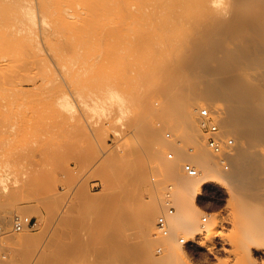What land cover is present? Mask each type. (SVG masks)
Masks as SVG:
<instances>
[{"label":"rangeland","instance_id":"rangeland-1","mask_svg":"<svg viewBox=\"0 0 264 264\" xmlns=\"http://www.w3.org/2000/svg\"><path fill=\"white\" fill-rule=\"evenodd\" d=\"M2 57L0 264H153L172 245L186 253L177 264H237L192 244L172 205L169 235L155 238V225L174 181L168 167L187 176L185 159L201 150L229 181L205 185L199 227L232 218L226 188L240 169L253 206L264 205V0H0ZM185 103L193 122L177 118ZM236 108L260 119L257 138L235 124ZM202 109L227 123L228 170L203 138ZM153 134L159 160L145 139ZM15 216L35 228L13 232Z\"/></svg>","mask_w":264,"mask_h":264},{"label":"bare ground","instance_id":"bare-ground-1","mask_svg":"<svg viewBox=\"0 0 264 264\" xmlns=\"http://www.w3.org/2000/svg\"><path fill=\"white\" fill-rule=\"evenodd\" d=\"M8 62V58H0V70L4 68ZM211 111L215 119H217L216 111ZM254 115L257 116L254 111L252 112L244 108H236L233 110L235 124L243 131L244 136L250 139L257 138L262 128L259 122L260 119L257 117V121ZM177 118L183 123L193 122V107L185 103L182 112ZM218 122L219 123H217L216 120L219 127L223 129L227 127L225 120L218 119ZM154 137V134L147 135L145 139H147L148 149L152 147L151 155L155 160H159L161 158L160 148L162 145L159 144L160 148H154ZM175 151L178 154L177 159L180 160L179 152L177 150ZM187 157L188 159L185 160L199 171L198 177L191 178L185 175L183 177L176 163L168 167V171L173 175L174 181L172 183V191H169L170 199L167 201V204L170 203L173 207L178 209L174 221L172 220L174 226L186 232L185 234L190 238L192 244H195L199 249L206 250V252L215 259L222 253L237 264H256L252 261V252L264 255V249L261 247L262 243H264V205L255 207L250 201V198H248L243 182L245 173L242 174V169H240L235 176L230 177L232 178V182H235L233 186H227L226 188L235 206L232 218L225 219L212 215L211 222L208 225L199 227V218L203 211L199 208L198 197L203 195L202 192L206 187L205 185L209 182L215 184H222L225 182L228 185L227 181L229 180H226L228 177H226V179L221 177L215 178V162L209 152L201 150L199 153H194ZM158 185L156 188L157 190L155 189L157 196H152V204L143 214L141 224H143L145 228H151L153 226V221L159 210L160 188L158 189V187L160 185ZM172 197H174V200ZM170 223L172 222L169 220V225ZM227 226L234 228V238L225 236L223 233L224 228ZM202 228L207 235L203 239L196 241L195 235L202 234ZM227 246H230V248ZM179 255H186V253L181 251L177 245H172L171 250H166L164 259L156 260L153 264H177ZM150 264H152L151 261Z\"/></svg>","mask_w":264,"mask_h":264},{"label":"built area","instance_id":"built-area-1","mask_svg":"<svg viewBox=\"0 0 264 264\" xmlns=\"http://www.w3.org/2000/svg\"><path fill=\"white\" fill-rule=\"evenodd\" d=\"M200 127L203 138L205 139L208 147L214 153L222 166L228 170V162L227 158L230 156V152L234 147V142L232 139L223 135L220 127L216 123V119L212 114L210 109H202L200 111ZM173 155H169V158H172ZM183 170L188 177L195 178L199 176V171L192 166L191 164H184ZM170 192L172 191V187L169 188ZM170 192L167 196L170 199ZM167 210L166 213H163L156 222L155 225V238H165L169 235V218L175 214V209L171 206L170 203L166 205ZM208 218L204 216L202 218V222L207 223ZM36 226V223L33 219L28 217H20L15 216L12 224L13 232H23L25 230H33ZM4 234L3 229L0 227V236ZM181 243H185L182 239ZM161 251H159L160 253Z\"/></svg>","mask_w":264,"mask_h":264}]
</instances>
